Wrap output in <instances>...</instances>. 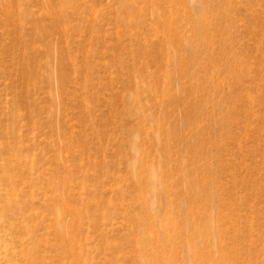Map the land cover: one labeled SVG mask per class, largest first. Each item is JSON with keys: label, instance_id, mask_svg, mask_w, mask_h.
Instances as JSON below:
<instances>
[{"label": "rangeland", "instance_id": "rangeland-1", "mask_svg": "<svg viewBox=\"0 0 264 264\" xmlns=\"http://www.w3.org/2000/svg\"><path fill=\"white\" fill-rule=\"evenodd\" d=\"M0 264H264V0H0Z\"/></svg>", "mask_w": 264, "mask_h": 264}, {"label": "bare ground", "instance_id": "bare-ground-1", "mask_svg": "<svg viewBox=\"0 0 264 264\" xmlns=\"http://www.w3.org/2000/svg\"><path fill=\"white\" fill-rule=\"evenodd\" d=\"M161 186V185H160Z\"/></svg>", "mask_w": 264, "mask_h": 264}]
</instances>
